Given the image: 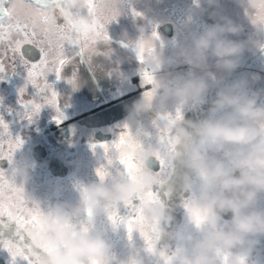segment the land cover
Instances as JSON below:
<instances>
[{"label":"clouds","instance_id":"clouds-1","mask_svg":"<svg viewBox=\"0 0 264 264\" xmlns=\"http://www.w3.org/2000/svg\"><path fill=\"white\" fill-rule=\"evenodd\" d=\"M232 2L254 38H237L244 26L221 11V0H197L198 13L212 22L199 30L187 29L186 43L166 49L153 36L155 28L126 42L133 50L143 46L138 70L141 77L147 70L150 82L141 79L149 94L143 90L125 104V111L151 117L152 125L155 120L168 140L160 142L154 125L151 131L129 128L128 141L113 151L112 158L131 157L134 170L130 176L110 173L103 181L83 185L79 208L84 217L79 225L66 202L42 210L33 201L43 213L41 227L31 237L33 251L38 253L33 257L35 264H143L134 252L117 258L112 244L92 226L96 217L106 215L108 227L115 232L118 223L108 218V211L118 212L130 201L136 202L155 249L158 244L172 249L171 264H246L245 251L264 240V205L260 203L264 197V92L253 87L261 79L259 73L228 77L242 67L245 55L264 52V0ZM113 5L118 0H102L99 7ZM81 10L85 11L81 18H86L85 0H62L47 14L52 18L55 12L57 19L66 22ZM101 44L108 41L87 47L84 58L90 65L97 57H109L112 49H102ZM6 55L7 45H0V59ZM205 100L201 115L185 118L188 108ZM177 108L180 118L175 115ZM165 115L171 119H158ZM157 152L167 165L163 176ZM10 176L24 188L30 179L29 164L13 163ZM149 192L158 196L149 198ZM178 209L183 222L174 229Z\"/></svg>","mask_w":264,"mask_h":264},{"label":"rangeland","instance_id":"rangeland-1","mask_svg":"<svg viewBox=\"0 0 264 264\" xmlns=\"http://www.w3.org/2000/svg\"><path fill=\"white\" fill-rule=\"evenodd\" d=\"M120 15L116 21H113L106 25L107 32H114L119 41H112L109 39L108 47L112 49L108 58L97 57L102 63L104 70L98 69L96 73L100 74V77L106 82L111 83L113 78L121 79V91H128L141 87V76L139 73V66L128 67V64L132 62V56L134 50L131 47H124L129 40L137 38L139 32L146 31L148 28H155L159 41H162L164 37H161L157 31V27L165 22H173L177 26H187L185 30L191 28L199 30L205 24L211 23L212 20L206 15L201 16L197 9V0H118L117 5ZM221 11L232 17L234 20L240 22L244 26V31L240 37L254 38L251 27L247 24V21L242 16L241 10L236 7L232 0H221ZM133 12H138L141 15L134 16ZM177 29L175 30V32ZM186 43L183 36L180 34L176 39L174 46L182 45ZM101 47V46H100ZM170 47V49L172 48ZM67 56H72L68 54ZM97 58L88 66L81 65L75 58L72 59V63L64 66L59 88L57 90H71L73 92L85 91L84 98L78 96V94H72V100L74 106L71 108L73 111L69 116H76L83 110L95 104L98 98L96 92L97 85L95 83V70L91 66L97 63ZM251 55H245L242 63V67L236 71L233 75V79L239 76H243L246 73L254 72L259 73L261 79L257 81L253 87L264 92V58L263 64H259L258 68L256 62L251 60ZM79 65V66H78ZM70 68V70H68ZM185 73L187 69H184ZM25 70L22 69L20 76H24ZM136 76V77H134ZM137 76H140L137 77ZM129 77V78H128ZM134 77V78H132ZM139 78V79H138ZM135 83H131L132 81ZM71 81V83H69ZM1 82V79H0ZM81 83L84 86H78ZM129 85H128V84ZM124 93V92H121ZM141 95L133 94L128 99H119L115 106H111L109 109L117 111L114 132L116 135L122 130V126L127 124L128 128L132 130L148 129L153 130V125L143 115L136 113H128L125 111V104L130 103L134 99ZM1 97V94H0ZM86 100V105L83 106L80 103ZM112 102V103H115ZM261 102H264L262 97ZM206 102L202 104L205 105ZM46 106H49L46 104ZM105 105L99 109H104ZM84 112V111H83ZM82 113V112H81ZM50 114V113H49ZM49 114L37 113L34 114L29 120L26 114H15L13 111H5L0 109V120L8 125L9 134L13 139L19 137L22 140L21 147L15 151L13 156V163L27 162L30 166V179L28 183L24 185V191L30 201L39 202L42 210H47L55 203L66 202L73 209V219L79 225L83 222L84 214L79 208V191L83 185L90 182H97L96 169L104 165L109 168L110 173L115 174L118 172L119 165L108 166L103 150L93 147L91 144L92 133L95 127L102 123L105 119L99 112H93L82 118H70L69 122L71 130L66 136L61 134H52L53 131H61L59 128L55 129L50 124L51 119ZM69 119V118H68ZM50 127V133L57 139V144L52 136H46L43 140L51 141L52 145L57 148L72 150L76 149V153H72L73 157L70 158L67 154L61 152L58 161H54V157L57 156V151L52 146L50 153L47 150V145L42 141L40 134L44 131L46 126ZM34 131L35 134H32ZM84 138V140H82ZM31 139L33 142H39L46 146L47 154L44 158L32 157L28 151ZM42 141V142H40ZM32 142V143H33ZM111 144V143H109ZM72 145V146H70ZM49 154V155H48ZM20 155V156H19ZM17 156L20 159H17ZM43 159V160H42ZM12 164L5 172L11 174ZM261 205H264V197H261ZM180 210L174 213V219L172 221V227L174 229L181 227V214ZM124 217H121L120 215ZM118 215L122 219H127L129 212L126 208H122L118 211ZM183 219V218H182ZM92 226L95 229L100 230L105 239L108 240L113 246L114 255L123 259L126 258L130 252L138 254L143 259V264H165L164 259L159 255L160 251H164L167 256H170L163 245L158 244L155 252L148 253L143 239L138 232H133L131 238L127 233L125 226L119 223L117 230L113 232L108 227V220L106 215L96 217ZM0 231L4 233V236L9 239H16V226L14 223H10L6 228L0 227ZM239 251V250H234ZM253 251V254H252ZM257 251V253H256ZM256 253V255H255ZM0 259L3 262H11L8 252L0 248ZM244 259L246 264H264V240L256 246L254 249L246 250ZM16 264H24L22 260L17 258Z\"/></svg>","mask_w":264,"mask_h":264},{"label":"snow or ice","instance_id":"snow-or-ice-1","mask_svg":"<svg viewBox=\"0 0 264 264\" xmlns=\"http://www.w3.org/2000/svg\"><path fill=\"white\" fill-rule=\"evenodd\" d=\"M62 0H0V45H7L6 57L0 59V79L6 75L13 74L17 65H22L26 69V84H31L38 93L42 94V103L32 99L21 104L26 109V116L31 120L44 104L50 105L57 111L53 117L56 123L61 122L59 114L57 93L47 82L46 76L49 73L55 74L57 80L61 79L62 71L75 57L84 58L87 47L96 41H109L110 37L106 30V25L116 21L120 15L117 6L100 8L102 0H85V11H75L71 18L62 22L55 17L49 18L48 11L55 9ZM134 16L141 15L133 12ZM153 36L159 39L156 31ZM72 46L76 49L72 56L65 54V46ZM25 46H30L25 48ZM127 47L126 44L123 45ZM137 61L143 62V46L139 45L135 49ZM37 59H30L35 58ZM10 61L11 73L5 61ZM141 79L150 82L148 71L142 73ZM71 83V81H69ZM141 87L145 95H148L145 84ZM21 96L25 88L19 89ZM176 118H180L181 109L175 110ZM158 119H171L170 115L158 117ZM153 125L157 127L159 140L163 144L168 140L166 131L161 129L154 120ZM130 133L128 125L122 126L117 138L111 143H102L99 147L105 153L108 166L119 165L118 172L131 175L134 170V162L131 157L122 156L118 161L112 158L113 151H118L129 139ZM22 145L19 137L13 139L9 134L8 125L0 120V160H7L11 165L16 150ZM134 147V144H130ZM95 147V146H93ZM159 162L160 174L166 172V162L163 155L156 154ZM110 174L109 168L104 165L96 169V176L103 181ZM163 182V181H161ZM158 193L149 192V198H156ZM34 202L26 196L23 186L15 184L9 173L0 169V227L6 228L10 223L16 226V239H9L0 231V248L5 249L11 259V264H16L17 258L24 264H35L34 256L38 253L33 251V241L31 239L33 230L41 227L40 217L42 212L39 207L33 206ZM126 209L129 212L127 219H122L115 210L108 211V218L114 223H122L131 238L132 233L138 232L143 239L146 251L155 252V243L152 236L145 230L142 223V216L135 201L127 202ZM197 223L199 221L197 220ZM83 226V225H81ZM37 247H40L37 245ZM159 255L164 259L165 264H171L172 257L167 256L164 251Z\"/></svg>","mask_w":264,"mask_h":264},{"label":"flooded vegetation","instance_id":"flooded-vegetation-1","mask_svg":"<svg viewBox=\"0 0 264 264\" xmlns=\"http://www.w3.org/2000/svg\"><path fill=\"white\" fill-rule=\"evenodd\" d=\"M167 28H169V27H167ZM186 28H187V26H183V25L177 26V27L172 26L171 27V33L169 35H164L163 36L164 39H162V41H160V42L166 46V49H170V47H172L174 45L176 39L178 38V36L180 34L183 36V38L185 37L187 31H182V30H185ZM152 29L153 28H148V30H146V31L142 30L141 32H139L138 36L141 33H149L152 31ZM176 29H177V31L175 32ZM108 34H109V37L112 41H116L118 39V36L114 32H109ZM109 43H110V41H109ZM100 46L103 49L105 47H108V44L107 45L101 44ZM25 48H26V46H25ZM75 51H76V49L74 47L68 46V45L65 46V54L66 55H68V54L73 55V53ZM251 56H252V58H251L252 62L253 61L256 62V65H257L256 68H258L259 64H261V65L263 64L264 52L258 51L255 55H251ZM132 57L134 59V62L132 61L131 63H129L128 67L139 66V63H138L136 56H135V52H133ZM75 58H77V60L76 59L75 60L78 63H80L81 65L88 66L87 65L88 61L85 58H83V59H81L80 57H75ZM30 59H36V58H30ZM100 60L101 59L97 58V63L95 65L91 66V68L95 70V83L97 85L96 92L98 94V98H95L97 101L96 106H99V108H100L101 106L103 107L105 105L104 109H98L97 112H99L101 114V116H104L105 119L102 121V123H99L98 124L99 126L95 127V129H101L104 132L108 131V132L112 133L113 137H112L111 141H109L110 143H112L117 138V135L114 132H112V130L115 128L114 127L115 120L117 119L115 115H117V111L119 109L116 110V112H115L114 110H111L109 108L111 106H115L118 103L115 101H117L119 99L132 98L131 96L133 94L138 95V94L142 93L144 89L142 87L138 86L132 90L121 91V89H120L121 88V79L117 78V77L113 78V81L111 83H106L100 77V74L96 73L97 65H98V69L104 70V68L101 66L102 63H100ZM5 64L8 66L9 73H11L10 61L6 60ZM22 69L26 71V69L22 65H17L15 72L13 74L6 75L5 78L1 79V82H0V94L3 95L2 98L0 99V106L3 109H6L8 111H13L15 114L20 113L21 115L26 114V112L30 110V108L26 109L25 107L22 106V104L20 102L21 99H23L24 101L32 99L35 102H39V103L43 102L42 94L38 93L37 90L31 84H26V72H23L24 76H20ZM68 70H70V68ZM235 73L236 72L232 73L231 76L228 77V79H233V75ZM185 74H188V73H185ZM134 77H136V76H134ZM134 77H132V78H134ZM137 77L140 78V76H137ZM46 80L52 86V89L54 91H56V93H57V102H58L59 114L61 117V122H64L69 117H71L68 114L73 111V109H71V108L74 106V104H73V100H72L71 95L72 94H78V96H81L84 98L83 95H84L86 89L84 91H80V92H76V93L71 91V90H64V91L63 90H57L59 88L60 81L56 79L55 74H53V73H49L46 76ZM135 82L136 81H134V79H133V81L131 83H135ZM21 87L25 88V92L23 93L22 96L19 92V89ZM121 92H124V93H121ZM211 95H212V93L210 92L209 98L211 97ZM112 102H115V103H112ZM205 102H206V100H205ZM203 103L204 102H202L199 105H193L190 108H188L185 111V118H196L197 116L201 115L207 107V103H205V105L202 106ZM80 104L85 106L87 104L86 100L84 99L83 102H81ZM39 113H43V114H49L50 113L49 115H52L49 117L51 119L52 124L54 125V128L55 129L59 128L61 130V131H56L55 134L59 133L62 136H66L67 133L71 130L69 122L62 125V126H58V123H56V121L53 119V117L57 115V111H56V109H54L50 105L46 106V104H44L41 107ZM144 117L148 118V121L151 123V119H152L151 117H149V116H144ZM63 130H65V132ZM52 138L54 139V141L57 144V139L55 137H52ZM82 140H84V138ZM109 142H107V143H109ZM47 143L49 144L48 146L50 147L48 150L49 153H50V149L52 148V146L57 151L58 155L55 156L53 159V160L57 161L59 156H60L59 148H57V146L52 145V143H53L52 139H51V141H49ZM36 145H40L43 148H46V146L40 144L39 142H34L30 145V151L32 153H33V150L37 149ZM97 146L99 147V145H97ZM7 166H8V163L6 160V163L2 165V168H7ZM174 199H177V198L174 197ZM178 210L181 211L180 212L181 213L180 214L181 220H179V222L181 223V227H182L183 212L181 209H178Z\"/></svg>","mask_w":264,"mask_h":264},{"label":"bare ground","instance_id":"bare-ground-1","mask_svg":"<svg viewBox=\"0 0 264 264\" xmlns=\"http://www.w3.org/2000/svg\"><path fill=\"white\" fill-rule=\"evenodd\" d=\"M170 22H165L157 27V31L161 37H163L166 34L167 27L170 25ZM77 60V58H75ZM79 66V65H78ZM127 96V95H126ZM110 143V142H109Z\"/></svg>","mask_w":264,"mask_h":264}]
</instances>
